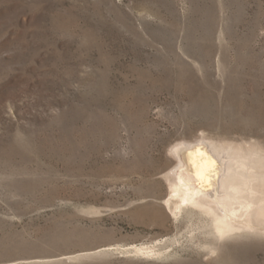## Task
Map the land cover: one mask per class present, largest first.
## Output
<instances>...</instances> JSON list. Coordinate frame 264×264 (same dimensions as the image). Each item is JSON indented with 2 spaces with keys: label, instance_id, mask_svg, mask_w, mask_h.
Instances as JSON below:
<instances>
[{
  "label": "rangeland",
  "instance_id": "374dc122",
  "mask_svg": "<svg viewBox=\"0 0 264 264\" xmlns=\"http://www.w3.org/2000/svg\"><path fill=\"white\" fill-rule=\"evenodd\" d=\"M263 219L264 0H0V264H264Z\"/></svg>",
  "mask_w": 264,
  "mask_h": 264
},
{
  "label": "bare ground",
  "instance_id": "6f19581e",
  "mask_svg": "<svg viewBox=\"0 0 264 264\" xmlns=\"http://www.w3.org/2000/svg\"><path fill=\"white\" fill-rule=\"evenodd\" d=\"M217 194V193H216ZM218 196V195H217ZM220 199L222 198V203L223 202H227V201H229V199H228V197L227 196H225V195H220V197H219ZM231 198V197H230ZM231 200V199H230ZM233 201H235V200H233ZM232 202V201H231ZM251 202V201H250ZM255 203V202H254ZM233 205V204H232ZM256 205V204H255ZM234 206V205H233ZM258 207V206H257ZM262 209V208H261ZM255 210V209H254ZM259 210V209H258ZM259 216V215H258ZM262 217V216H261ZM264 220V219H263ZM261 229V228H260ZM262 232V231H261Z\"/></svg>",
  "mask_w": 264,
  "mask_h": 264
}]
</instances>
